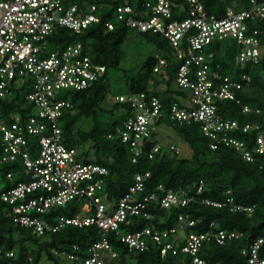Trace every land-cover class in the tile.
Masks as SVG:
<instances>
[{"label":"built area","instance_id":"obj_1","mask_svg":"<svg viewBox=\"0 0 264 264\" xmlns=\"http://www.w3.org/2000/svg\"><path fill=\"white\" fill-rule=\"evenodd\" d=\"M104 13L112 18L104 21ZM114 19L137 31L158 33L166 40L171 52L156 55L154 71L166 73L169 57L174 58L178 65L175 83L190 91V96L170 106L168 115L172 120L181 124L198 122L211 149L234 148L246 161L264 155V129L260 123L242 124L218 112L217 103L223 100L235 101L245 113L260 112L259 107L243 103L238 94L251 81L250 74L242 72L234 77L221 71V63L212 66L216 55L212 45L219 42L220 47L228 39L236 47L233 55L236 68L244 69L248 63L260 60L264 51V0H250V6L241 10L229 6L221 17L207 10L205 0H0V97L10 95L12 85H20L29 78L26 99L36 107L35 114L25 122L18 114H14L11 123L0 120V162H18L26 178L2 192L1 199L9 205L8 214L14 222L36 235L57 232L67 226L95 224L104 234L117 232L130 250L145 251L155 244L161 256L168 252L187 253L192 257L191 264H217L201 257L202 247L210 240L224 245L238 239L242 237L239 230L187 231L197 220L188 213H180L177 224L169 228L148 226L137 232H122L121 226H129L133 216L155 218L147 209L150 203H159L164 208L185 207L195 197L182 188L166 189L162 184L144 195L145 179L150 172L145 175L137 172L122 197L105 200L108 169L84 162L78 149L68 147L62 140L59 119L65 108L73 107L62 90L89 87L106 72V66L95 62L90 49L81 41L51 50L48 37L58 27L80 33L93 23H103L106 30H112ZM111 99L130 106L120 136L130 145L132 161L138 162L144 152L153 158L161 151L162 143L154 142L147 151L143 146L154 141L153 134L164 131L157 124L165 115L162 101L145 92ZM240 130L253 136L252 144L235 136ZM169 148L182 152L175 142ZM7 176L12 177L13 172ZM203 185L201 181L197 194L202 192ZM226 194L223 200L205 198L203 202L214 207L228 206L233 212H253L254 205L236 202L231 189ZM60 207L74 210V214L56 213ZM263 243L264 238L259 237L243 248L242 254L250 264H264ZM52 251L77 258L65 249ZM118 254L104 235L92 244L84 264H107ZM14 256L15 250L0 248V264H8L5 260Z\"/></svg>","mask_w":264,"mask_h":264},{"label":"trees","instance_id":"obj_2","mask_svg":"<svg viewBox=\"0 0 264 264\" xmlns=\"http://www.w3.org/2000/svg\"><path fill=\"white\" fill-rule=\"evenodd\" d=\"M205 4L210 13L221 17L227 7L245 9L250 6V0H205ZM109 18H112V15L104 13L103 20ZM113 21L115 28L112 30H106L103 23H93L80 33L66 27H58L48 37L51 50L63 49L72 42L81 41L90 49L92 59L106 66V72L89 87L81 90H62L63 97L70 99L73 104L72 108L63 110L59 119L64 144L77 148L79 158L84 162H94L108 169L103 191L107 194L105 200L113 201L122 197L133 183V176L137 172L144 175L150 172V176L145 179V190L142 192L144 195L155 191L157 186L162 184L166 189L182 188L188 195L195 197L185 207L164 208L159 203H150L147 209L155 214V218L133 216L129 226H121L122 232H137L148 226L169 228L177 224L180 213H188L197 221L194 226L188 227L187 231L203 232L225 228L242 233V237L224 245L214 240L206 242L200 251L201 257L217 264H250L242 254L243 248L259 237L264 238V155L255 161H246L234 148L221 146L219 149H211L209 139L203 134L198 122L181 124L172 120L168 115L170 106L175 102L180 103L182 97L187 96L185 89L175 83L178 67L176 60L169 57L170 63L166 73L154 71L158 62L156 54L148 55L133 68L126 67L124 44L129 38V31L135 29L127 27L118 19ZM137 32L147 41L156 44L161 51L160 55L166 56L171 52L162 35L151 31ZM225 42V48L222 47L223 42L219 48L215 44L212 45L216 52L212 66L221 63V71L234 77L242 72L249 73L251 81L243 90L238 91V94L243 103L259 107L261 110L259 113H245L235 101L223 100L217 103L218 112L223 117L238 119L242 124L249 121L258 122L264 129V51L257 63H248L244 69H239L233 63L236 51L234 41L228 39ZM222 52L224 55L220 56ZM114 71H121L117 80L121 83L120 86H117L119 83L115 84V80L113 83ZM30 81L27 78L20 85H12V93L0 97V120L11 123L14 114H18L25 122L35 114V105L26 99ZM160 84H165V87L161 89ZM142 92L157 96L162 101L165 115L157 124L163 130L165 126H170L190 146V155L170 151L169 145L172 142L167 143L159 137L165 134L161 131L162 133L153 134V142H146L143 146L147 151L154 142H161V151L153 158H149L144 152L138 162L132 161L130 145L122 141L120 136V130L124 128V122L130 115V106L120 101H112L111 106H106L105 101L108 95ZM234 134L239 139L253 143V136L249 133L240 130ZM168 136L170 137L169 134ZM31 141L33 142V139ZM18 165V162H0V248L15 250V256L5 260L8 264H41L43 258L48 264H84L92 244L101 240L104 235L119 253L117 258L111 259L107 264H191V255L168 252L161 256L155 244H150L149 249L145 251L130 250L120 240L117 232L109 231L104 234L95 224L67 226L60 231L43 235H36L31 229L20 226L8 214L9 205L1 199L2 192L26 180ZM10 172H13L12 177L7 176ZM201 181H204L202 192L197 194ZM228 189H231L236 202L254 205L253 212H233L228 206L214 207L203 202L205 198L223 200ZM69 205L71 207L72 204ZM55 212L74 214V210L67 207L57 208ZM53 248L71 251L77 258L55 254ZM261 248L264 250V243Z\"/></svg>","mask_w":264,"mask_h":264},{"label":"rangeland","instance_id":"obj_3","mask_svg":"<svg viewBox=\"0 0 264 264\" xmlns=\"http://www.w3.org/2000/svg\"><path fill=\"white\" fill-rule=\"evenodd\" d=\"M129 38L126 41V43L124 44V48H125V66L126 67H134L135 65L141 63L148 55L151 54H161V51L158 49V47L156 46V44L147 41L146 39H144L136 30H130L129 31ZM226 46V42L222 43V47L225 48ZM223 48V50H224ZM230 49V47H229ZM224 52H222L220 54V56H223ZM121 71H114L112 72V77H113V83L115 80V84H117V86H120V82H118L117 80H119V76H121ZM161 89H163L165 87V84H160L159 86ZM187 96H190V91L185 89ZM111 95H108L106 101H105V105L106 106H111ZM165 134L163 133L162 139L165 142H175L177 144H179L182 148V153L184 155H190L191 153V148L190 146L183 141L173 130L170 126H165L164 131ZM161 132V133H162ZM168 134L170 135V137L168 136ZM49 262L43 258L41 261V264H48Z\"/></svg>","mask_w":264,"mask_h":264},{"label":"water","instance_id":"obj_4","mask_svg":"<svg viewBox=\"0 0 264 264\" xmlns=\"http://www.w3.org/2000/svg\"><path fill=\"white\" fill-rule=\"evenodd\" d=\"M219 44H220V43H219V42H217V43H216V46H217V47H219Z\"/></svg>","mask_w":264,"mask_h":264}]
</instances>
